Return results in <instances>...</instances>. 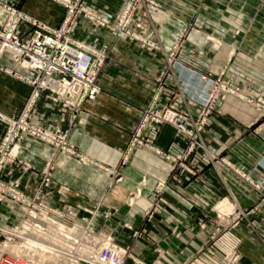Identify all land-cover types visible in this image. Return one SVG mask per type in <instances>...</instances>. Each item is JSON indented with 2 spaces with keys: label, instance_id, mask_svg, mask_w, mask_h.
Wrapping results in <instances>:
<instances>
[{
  "label": "crops",
  "instance_id": "obj_1",
  "mask_svg": "<svg viewBox=\"0 0 264 264\" xmlns=\"http://www.w3.org/2000/svg\"><path fill=\"white\" fill-rule=\"evenodd\" d=\"M6 1L16 2L23 11L49 24H56L62 18L61 8L49 0ZM154 1L169 5L166 12H152L151 21L148 19L151 30L147 34L153 35L162 48L153 52L144 48H100L107 55L99 80L101 92L87 101L75 116L70 111L43 108L36 117L44 123H59L67 132L69 142L85 160H78L75 155L54 154L46 146L29 139L20 143L19 156L36 171L46 160H53L54 180L67 188L64 196L67 202L89 207L96 202L102 211H113L110 219L113 227L128 223L139 228L143 224L148 231L144 239L157 244L160 250L190 254L203 247L207 240L211 215L217 213L220 219H229L226 214L247 213L249 222L231 226V220L227 225L225 219L223 230L228 228L233 233V243L241 260L264 264V203L247 180L219 159L226 156L235 168L249 171L259 180L264 175V164L259 163L260 159L264 162V120H259L255 110L243 100L226 95L216 103L203 132L207 153L191 159L193 173L181 169L173 171L169 161L142 146H135L127 163L119 165L121 154L137 127L140 109L150 101L160 72L165 74L161 103L174 98L178 75L199 92L204 82L201 74L216 77L222 70L235 79L250 99H255L257 91L264 93V48H252L251 40L248 42L251 47L242 48L246 36L243 22L259 20L264 15V5L259 7V0H205L207 8L194 16L200 31L189 33L187 48L169 60L181 24L194 18L190 7L195 2L180 0L184 9L178 12V0ZM84 2L112 19L126 0ZM5 16L0 7V24ZM81 25L84 26L74 30L75 36L93 46L99 41L113 43L112 33L102 32L86 22ZM206 35L213 36L220 46L211 48L205 41ZM198 44L203 47L193 48ZM173 61L177 66L172 67ZM28 91L24 82L0 72V111L9 115L16 113ZM184 106L185 112L193 115L199 111L189 100H185ZM155 146L178 153L184 148L185 140L167 124L160 128ZM102 167H117L120 182L114 184L112 175ZM173 172L177 173L176 179ZM33 181L32 177L30 183ZM158 181L166 182L159 201L154 193ZM136 188L140 194L129 202L134 195L129 193ZM154 204H157L155 214L146 219L145 212ZM201 221L209 223L205 231L198 225ZM173 230L181 231L174 243L177 247L167 242Z\"/></svg>",
  "mask_w": 264,
  "mask_h": 264
},
{
  "label": "rangeland",
  "instance_id": "obj_2",
  "mask_svg": "<svg viewBox=\"0 0 264 264\" xmlns=\"http://www.w3.org/2000/svg\"><path fill=\"white\" fill-rule=\"evenodd\" d=\"M49 1L61 8L62 18L56 24L46 23L28 14L16 2L0 0V7L6 13L4 21L0 24V42L7 31V22L10 17H13L12 12L15 13V34L20 47L27 45L32 48L30 41L35 39L37 34H40L37 38L38 44H44L43 31L50 30L53 32H49L52 37H56L58 31L62 32L60 48L64 47L63 44H69L71 48H80L81 52L90 48L97 53V56L92 57V63L96 65L95 81L100 88L98 94L101 92L100 75L107 58L104 50L100 48H144L152 52L162 48L155 41L153 35L150 36L147 33L151 30V23L148 19L151 21L152 12L160 10L166 12V9L169 8V5L163 1L126 0L115 18L112 19L98 8L87 5L84 0ZM194 2V5L190 7L193 17L198 15L201 9L207 8L205 0H194ZM258 2L261 3L259 7L264 5L262 4L264 0ZM177 4L178 12L184 9L180 0L177 1ZM85 22L98 27L102 32L106 30L112 33L113 43L105 44V42L99 41L97 46H93L90 42L75 36L74 30L84 26L81 23ZM243 23H245L243 29L246 36L243 37L242 48L251 46L252 48H264V15L255 22L245 21ZM199 25L196 17L181 24L178 35L171 46L173 51L169 60L171 56L174 58L183 48H187L188 34L193 30L194 32L195 30L196 32L200 31L197 27ZM251 32L253 34L249 35L248 33ZM249 40H251V46L248 47ZM205 41L209 42L211 48L220 46L213 36L206 35ZM46 46L54 48L53 45ZM202 47V44H198L193 48ZM84 53L88 54V50ZM65 59L68 60L69 68L65 78L68 83H71L75 78L73 68L76 66L77 57L74 54L66 53ZM174 66L177 65L173 61L172 67ZM176 70L178 71V68ZM0 72L24 82L29 87L19 110L11 115L5 114L11 117V121L0 118V264H101L99 260L108 261V264H249L241 260L233 243V233L228 228L223 230L225 219L227 225L231 220V226L242 221L249 222L247 213L238 211L226 214L228 217L230 216L229 219L225 217L220 219L218 214L214 213L211 215L210 224L205 221L199 222L200 229L204 231L207 228L206 225H210L207 240L203 247L200 246L198 250L186 254L172 253L171 250L166 249L160 250L157 244L149 242V239L145 240L144 236H147L148 231L143 224L139 228L128 223H123L118 227L111 226L110 219L113 211H102L101 206L96 202L92 207L67 202L64 198L67 188L54 180L55 164L53 160H46L40 170H34L19 156L20 143L29 139L46 146L54 154L75 155L78 160H85L77 148L69 142L67 132L59 123H44L40 119L36 120V117L42 113L43 108L49 111H70L75 116L87 101L93 100L97 95L93 99L83 102L78 108L70 104V101L63 103L59 101L54 89L49 87L40 89L37 84L27 81V72L11 63L7 54H4L0 60ZM32 72L36 75L35 71ZM164 75L163 71L156 76L157 86L150 101L140 109L137 127L121 154L119 165L127 163L135 146H142L153 150L155 154L169 161L173 171L181 169L184 172L193 173L189 163L194 156L207 153L203 132L208 126L209 116L215 110L216 103L226 95L240 98L255 110L259 120H264V93L257 91V94L254 95L255 99H250L248 94H245L235 83V79L229 77L226 70H222L216 77L201 74L204 82L203 86H200L199 92H195L190 84L182 79L181 75H178L179 83L176 86L174 98L172 101L161 103L159 99L163 92ZM35 92L37 97L32 102L31 109L23 115V111ZM61 100H63L62 97ZM185 100H189L198 107L199 111L196 115L185 112ZM22 124H25L26 127L18 128ZM167 124L173 126L185 140L184 148L178 153H171L155 146L160 128ZM37 128L39 133H30L32 129ZM13 129L18 130L14 139L9 142L7 136ZM45 132L49 133L52 140L41 136ZM18 143L19 145H16ZM212 157L214 156L212 155ZM219 159L232 171L247 180L258 191L260 200L264 203V175L259 180L251 176L249 171L242 172L235 168L226 159V156H221ZM259 163L264 164L261 159ZM102 168L112 175L114 184L120 182L121 176L117 167ZM176 175V172L172 173L175 179ZM32 177L34 181L31 184ZM165 185V181H158L154 186V193L158 201L164 192ZM139 194L138 188L131 191L129 195L133 196L129 198V202H132ZM156 209L157 204H154L145 212V218L151 219ZM42 214L52 223H61L64 228L50 227ZM32 226L40 227L39 230L42 233L34 231ZM179 232L181 231H172V238L167 241L170 246L177 247L174 243L175 240H178L176 238L179 237ZM224 238H227L225 243H223ZM15 251H17V255L22 256H14ZM232 252L233 255H231Z\"/></svg>",
  "mask_w": 264,
  "mask_h": 264
},
{
  "label": "built area",
  "instance_id": "obj_3",
  "mask_svg": "<svg viewBox=\"0 0 264 264\" xmlns=\"http://www.w3.org/2000/svg\"><path fill=\"white\" fill-rule=\"evenodd\" d=\"M12 13L13 17H10L9 21L7 22V31L3 40L0 42V60L3 58L4 54H7L11 63H14L15 66H19L27 72V81L31 82L32 84H37V87H40V89H45L47 87L54 89L57 93L59 101L63 103L70 101V104L78 108L86 100L93 99L100 90L95 81L96 65L92 63V57L94 55L97 56V53L90 48H87V54L84 53L87 50L81 52L80 48H71L69 44H63L64 47L60 48V37L62 32L58 31L56 33V37H52L49 34V32H51L50 30L43 31L44 44H38L39 40L37 38L40 34H37L36 38L30 41L32 48H29L30 46L28 47L27 45L20 47L15 34V13ZM27 20L29 19L27 18ZM46 45H53L54 48H48ZM66 53L71 55L74 54L77 57L76 66L73 68V71L75 72V78L71 83H68L67 79L65 78V75L69 71L67 66L68 60L65 59ZM32 71H35L36 75H34ZM39 79L41 80L39 83H37ZM36 95L37 93L35 92L23 111V115L27 114L29 109H31L32 102H34L37 97ZM61 97L63 100H61ZM170 117L172 118V115ZM0 118L11 121V117H4L1 114ZM25 127V124L18 126L20 129H24ZM17 130L18 129L11 130L7 136V141L10 142L12 139H14V135L17 133ZM30 133H39V130L38 128L32 129ZM48 134V132H45V134H41V136L45 139L52 140L51 136Z\"/></svg>",
  "mask_w": 264,
  "mask_h": 264
},
{
  "label": "bare ground",
  "instance_id": "obj_4",
  "mask_svg": "<svg viewBox=\"0 0 264 264\" xmlns=\"http://www.w3.org/2000/svg\"><path fill=\"white\" fill-rule=\"evenodd\" d=\"M25 71V70H24ZM0 114L2 115V116H4V117H10V116H7V115H5V114H3L2 112H0ZM16 145H19V143L18 144H16ZM15 145V146H16ZM14 146V147H15ZM13 147V148H14ZM42 217H45V216H43V214H42ZM45 219H47V223H49V225H50V227H61V228H64L63 227V225L61 224V223H52V221L51 220H48L49 218H46L45 217ZM31 228H33L34 229V231H37V232H40V233H42L39 229H40V227H36V226H32ZM25 244H27V243H25ZM15 255L14 256H22V255H17V251H15V253H14ZM231 255H233V252H232V254ZM234 255H235V253H234ZM100 261V263L101 264H108V261H102V260H99Z\"/></svg>",
  "mask_w": 264,
  "mask_h": 264
}]
</instances>
